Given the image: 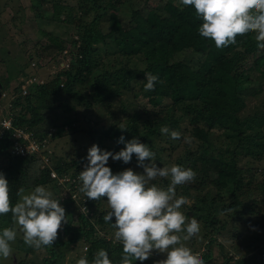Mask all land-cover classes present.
<instances>
[{
    "label": "trees",
    "instance_id": "16d2710c",
    "mask_svg": "<svg viewBox=\"0 0 264 264\" xmlns=\"http://www.w3.org/2000/svg\"><path fill=\"white\" fill-rule=\"evenodd\" d=\"M48 1L33 3L38 17L69 23L74 32L51 37L47 53L56 65L64 51L72 58L54 75L44 73L45 82L27 94L21 87L16 92L21 111L15 125L33 132L40 154L14 152L12 133L0 139V228L13 227L23 190L50 187L57 195L64 188L60 180L78 175L82 179L71 186L96 206L94 223L75 212L79 222L65 224L62 236L45 229L39 243L21 239L23 253L57 264L58 247L85 237L87 264H183L210 258L211 247L229 232L241 249H254L253 259L262 256L256 264H264V236L255 232L251 242L246 236L250 216L264 220V103H247L264 97V0H182V6L174 0H50L53 13ZM93 110L100 111L98 122L87 117ZM65 127L68 135H83L77 156L54 151L53 130H61L60 138L67 136ZM222 136L236 144L221 142ZM42 158L49 161L44 168ZM124 175L132 183L129 193L118 190ZM151 186L161 197L153 205L142 202ZM188 199L193 201L186 206ZM75 203L65 198L64 204ZM134 204L146 206L151 220L135 235L132 223L128 233L120 226L132 218ZM99 230L103 237L95 236ZM115 230L120 239L114 242L107 234ZM168 230L176 236L175 258L143 254ZM199 244L206 251L197 252Z\"/></svg>",
    "mask_w": 264,
    "mask_h": 264
},
{
    "label": "rangeland",
    "instance_id": "374dc122",
    "mask_svg": "<svg viewBox=\"0 0 264 264\" xmlns=\"http://www.w3.org/2000/svg\"><path fill=\"white\" fill-rule=\"evenodd\" d=\"M39 1L0 0V84L4 85L3 90L8 93V97L5 98L7 101L5 99L0 100V126L4 117L12 118V120L15 121L21 111V107L15 105V109L13 110L8 108L9 102L14 104V91L17 92L18 90V92H20L19 87H21L22 93L27 94L31 87L45 82V78L43 77L44 73L51 76L54 75L56 72L65 68L67 64H69V60L72 58L66 53V51H64L66 55L62 57V61L59 65L52 62L53 56L55 55L51 56V54L47 53L52 43L50 38L53 36L61 37V39L67 38L70 33L74 32V27L69 25V23H64L62 21H51L47 18H43V16L41 18L38 17L41 12L39 10L35 12L33 3ZM174 1L181 6L183 5L182 0ZM61 2L73 5L76 3V0H61ZM45 5L46 10L49 13H53V5H51L50 0L45 3ZM66 11L67 9L65 8H58V12L66 13ZM73 12L78 16L82 14L77 10H74ZM237 50L241 52L243 57V47L239 46ZM35 56H38L40 59H34ZM37 62L41 65L43 64L42 68L37 69V67H34V63L37 64ZM245 63L252 64L253 59H248ZM9 73L12 75L11 77ZM122 98L127 104H129L130 97L127 98L123 95ZM247 103L250 107L254 104H262L264 103V97H262V99L248 100ZM117 109L119 108H114V110ZM97 112L100 111L93 110L87 114V117L89 118L92 116L94 122H98L101 119V116L99 114L98 116H94ZM65 118L67 117L63 116V119ZM112 120L114 121L113 118ZM46 121L49 123L51 122V119L47 118ZM102 125L105 126L104 123ZM55 130L56 135L53 133V136L57 138L54 142L52 141L53 148L55 149L54 151H56L57 154L63 152L65 156L69 157L74 153L76 154L74 156H77V154H79L78 143L79 141H83V135L81 133L68 135V129L65 127L64 132L66 131L67 133L64 135L67 136L63 137L62 135L59 138L60 133L62 132L61 130L58 131V129H54L53 132ZM216 132H218V130H216ZM220 141L227 142L233 147L236 144L237 139H227L225 136H222ZM38 154H40V151ZM109 159L110 160L103 166L105 171L109 169L108 165L113 162L114 158ZM48 162L49 161L42 158L40 167L44 168ZM151 173V171H147L146 175ZM126 177V175L122 177L118 190H123V192L125 191V193H129L131 191L130 184L132 183L131 181L126 180ZM81 179L82 177L78 175L77 179H73L71 176H66L65 179H63L64 181L62 180L63 182L60 180L59 186H64V188L62 192L57 195L52 192L50 187L45 189L30 188L22 191L13 227L0 228V264H43L41 256L36 258V255H33L30 251L23 253L20 244L24 241L21 242V239L28 241L32 239L30 241L39 243L37 237L40 239L41 231L45 229L49 230V234L51 236L53 235V237L57 235L62 236L64 234L65 224L70 220H73L75 224L79 222L78 218H76L79 212L85 214L86 217L91 220L96 206H89L87 192L83 191L79 186H75L74 189L71 186L76 180ZM149 180L153 181L156 179ZM65 183H70V185H65ZM156 184L162 185L160 182ZM69 196H71L76 202L75 204H69L70 206L64 204L65 198ZM159 199H161V197H159L155 186L147 187V189L144 190V194H142L143 203L147 202L153 205ZM192 201L193 199H188L185 205L187 206L191 204ZM105 205L114 206V203L106 202ZM145 207L142 208L140 204L133 205V209L130 212L132 218H130L127 223L121 222L120 224L122 231L126 230L128 233L127 225L131 223L134 225V235L141 230L144 231V229L149 228L151 220L148 219L150 215L144 211ZM247 221L251 229H248L249 226L243 228L248 229L249 233H246V236L249 242L252 241L251 237L255 240V232H260V235L262 237L264 236V228H261V224L264 222L262 217L257 216V218H253L250 216ZM54 225L58 228V232H55L53 229ZM36 228L38 231L32 233L31 230ZM167 233L169 235L168 237L160 235V238L156 240V247L144 248L142 251L143 254H158V258L160 259L175 258L179 251V249L174 246L176 245V243H174L176 236L171 230H168ZM103 234L104 232L99 230L95 236L98 235V237H103ZM119 235L120 232L117 230L113 231L111 234H107L108 238L112 239L114 242L120 239ZM28 237L30 239H28ZM131 238V244L138 246V243H140L139 239H137L136 236H132ZM201 238L202 234H199L197 239ZM234 239L235 237L233 236V233L226 232L219 237V243H216L211 247L210 258L204 259L201 257L195 260H185L183 264H240L237 263L236 260L243 256H246L248 264H256L261 260V255L257 258V261L253 259L254 249L250 248L249 251L245 248L241 249L239 241ZM256 241L259 243V240L256 239ZM199 242L202 241L199 240L197 243ZM160 244L161 246L158 247ZM183 244L188 247L189 239H185ZM260 244L261 243H259V245ZM89 245L90 244H87L85 237H83L77 242L70 243L68 246L63 245L62 247H58L56 251L60 258L57 259V264H87L84 257H87L86 250ZM197 246L200 248L197 252L202 253L203 249L206 251L203 245L199 244ZM183 251H186L185 248ZM197 255H199V253Z\"/></svg>",
    "mask_w": 264,
    "mask_h": 264
},
{
    "label": "built area",
    "instance_id": "2783aa9c",
    "mask_svg": "<svg viewBox=\"0 0 264 264\" xmlns=\"http://www.w3.org/2000/svg\"><path fill=\"white\" fill-rule=\"evenodd\" d=\"M3 96L6 97L7 93H3ZM8 108L13 110V104L10 102ZM14 120L12 118L4 117L0 126V139L4 134L12 133L14 139V152L20 154H34L40 151V145L36 141L32 140L33 132L27 128L21 126H15ZM62 181V180H61ZM64 181V180H63ZM62 181V182H63Z\"/></svg>",
    "mask_w": 264,
    "mask_h": 264
},
{
    "label": "clouds",
    "instance_id": "9594fccd",
    "mask_svg": "<svg viewBox=\"0 0 264 264\" xmlns=\"http://www.w3.org/2000/svg\"><path fill=\"white\" fill-rule=\"evenodd\" d=\"M4 89V87H2V84H0V100H2V99H5V98H7L8 97V93L6 92V91H4L3 90ZM15 92V94H14V96L16 97V95H17V93H16V91H14ZM13 92V93H14ZM3 93H7V96L6 97H4L3 96ZM6 101H7V99H5ZM10 103V102H9ZM12 103V102H11ZM13 104V103H12ZM12 109H15V107H14V104H13V108ZM14 124H15V122H14ZM16 126V125H15Z\"/></svg>",
    "mask_w": 264,
    "mask_h": 264
}]
</instances>
